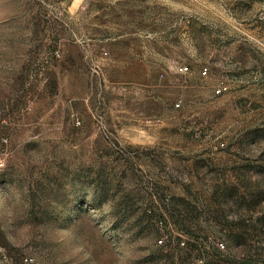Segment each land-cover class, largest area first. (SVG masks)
<instances>
[{"label":"rangeland","instance_id":"rangeland-1","mask_svg":"<svg viewBox=\"0 0 264 264\" xmlns=\"http://www.w3.org/2000/svg\"><path fill=\"white\" fill-rule=\"evenodd\" d=\"M0 264H264V0H0Z\"/></svg>","mask_w":264,"mask_h":264},{"label":"built area","instance_id":"built-area-1","mask_svg":"<svg viewBox=\"0 0 264 264\" xmlns=\"http://www.w3.org/2000/svg\"><path fill=\"white\" fill-rule=\"evenodd\" d=\"M178 70H179V72H183V73H185V72L188 71V67H187V66H179ZM207 72H208V70H207L206 67L203 68V69L201 70V74H202V75H206ZM220 247L223 248V247H224V244L221 243V244H220Z\"/></svg>","mask_w":264,"mask_h":264}]
</instances>
